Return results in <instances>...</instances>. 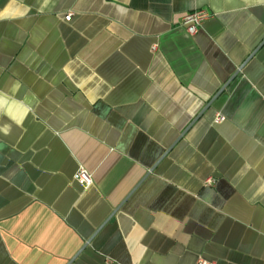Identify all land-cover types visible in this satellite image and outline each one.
<instances>
[{
    "label": "crops",
    "instance_id": "0c3cea01",
    "mask_svg": "<svg viewBox=\"0 0 264 264\" xmlns=\"http://www.w3.org/2000/svg\"><path fill=\"white\" fill-rule=\"evenodd\" d=\"M263 41L264 0H0V264H264Z\"/></svg>",
    "mask_w": 264,
    "mask_h": 264
},
{
    "label": "built area",
    "instance_id": "2783aa9c",
    "mask_svg": "<svg viewBox=\"0 0 264 264\" xmlns=\"http://www.w3.org/2000/svg\"><path fill=\"white\" fill-rule=\"evenodd\" d=\"M71 16L72 13H69L66 16V18L70 19ZM212 16L213 14L211 12L205 9H198L186 14L181 21V26H183L190 35H196L201 29L203 23L206 20L210 19ZM224 120L225 117L222 114L218 113L214 119V122L220 123ZM76 179L80 184L84 186L91 185L93 182L92 175L83 166H80L79 169L77 170ZM207 183L208 184L213 183V179H208ZM198 264H212V263L204 259H199Z\"/></svg>",
    "mask_w": 264,
    "mask_h": 264
},
{
    "label": "water",
    "instance_id": "95a60500",
    "mask_svg": "<svg viewBox=\"0 0 264 264\" xmlns=\"http://www.w3.org/2000/svg\"><path fill=\"white\" fill-rule=\"evenodd\" d=\"M263 43H264V41H263ZM263 43H261V45H259V47L256 49V50H258L261 46H262V44ZM254 55V53H252L251 55H250V57L245 61V63L240 67V69L238 70V71H236L235 73H234V75L223 85V87L220 89V91L215 95V97L209 102V104L205 107V109L203 110V112L213 103V101L227 88V86L230 84V82L239 74V72L241 71V69L244 67V65L246 64V62L252 57ZM202 112V113H203ZM201 113V114H202ZM200 114V115H201ZM198 118V117H197ZM86 246V245H85ZM74 260V259H73ZM72 260V261H73ZM71 261V262H72Z\"/></svg>",
    "mask_w": 264,
    "mask_h": 264
}]
</instances>
